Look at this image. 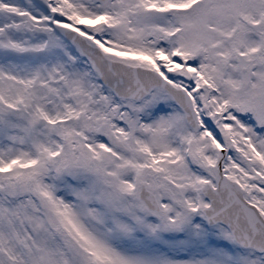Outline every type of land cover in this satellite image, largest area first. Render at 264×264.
Here are the masks:
<instances>
[{
  "label": "snow or ice",
  "instance_id": "1",
  "mask_svg": "<svg viewBox=\"0 0 264 264\" xmlns=\"http://www.w3.org/2000/svg\"><path fill=\"white\" fill-rule=\"evenodd\" d=\"M0 264H264V0H0Z\"/></svg>",
  "mask_w": 264,
  "mask_h": 264
}]
</instances>
